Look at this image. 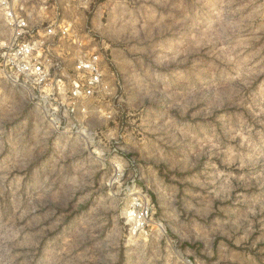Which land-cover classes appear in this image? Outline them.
<instances>
[{
  "label": "clouds",
  "instance_id": "1",
  "mask_svg": "<svg viewBox=\"0 0 264 264\" xmlns=\"http://www.w3.org/2000/svg\"><path fill=\"white\" fill-rule=\"evenodd\" d=\"M226 7L229 25L220 38L243 71L230 74L228 92L221 97L216 91L193 116L203 113L209 119L225 103L246 114L239 117L227 145L215 133L203 138L195 131L186 133L199 143V151L183 161V171L191 174L184 183L199 189L186 209L204 223L173 238L169 224L184 215L177 207L180 187L170 186L151 166L150 179L144 176L148 191L134 182L130 187V164L119 156L89 153L86 160H76L54 140L59 125H45L40 117L29 133L22 117L24 99L10 94L0 81V264H119L122 248L146 250V237L153 233L155 253L141 264H264V0H228ZM199 103L194 96L185 98L183 114ZM16 121L23 125L20 131L5 139L4 125ZM205 155L214 162L201 178ZM109 158L113 171L102 176ZM49 159L54 161L51 171L34 183ZM126 196H132L127 207ZM229 203L238 207L237 213L221 218L218 213ZM134 214L149 231L141 228L139 235L126 236ZM196 242L205 250L198 254L189 248L185 254L184 245Z\"/></svg>",
  "mask_w": 264,
  "mask_h": 264
},
{
  "label": "rangeland",
  "instance_id": "2",
  "mask_svg": "<svg viewBox=\"0 0 264 264\" xmlns=\"http://www.w3.org/2000/svg\"><path fill=\"white\" fill-rule=\"evenodd\" d=\"M227 4L228 0H29L25 7L32 26L47 28L55 20L71 23L77 45L67 40L55 42L65 72L82 54L99 53L104 60L105 96L89 103L87 112L79 114L36 108L33 93L20 86L22 80L11 78L3 54L13 30L0 7V81L10 94L24 99L22 117L28 121L29 133L40 117L45 125H59L54 140L60 150L76 160H86L89 153L124 158L132 173L130 187L134 182L148 191L144 176L150 179L149 166L159 169L170 186L181 189L177 207L184 215L179 223L169 224L173 238L190 231L197 222L204 223L186 209L194 192L199 191L184 183L191 174L183 171V161L199 151L198 141L186 133L195 131L201 138L215 133L227 145L239 117L246 114L240 107L225 103L209 119L203 113L193 116L211 102L216 91L221 97L228 92L230 74L243 71L232 61L228 42L220 38L229 25ZM193 96L200 103L185 115L182 102ZM248 119L254 123L250 116ZM169 120L175 122L169 124ZM22 126L21 121L4 125L5 139L18 134ZM260 127L255 125L257 131ZM161 153L165 156L162 161ZM213 162L209 155L203 157L201 178L212 171ZM53 163L44 161L33 182L50 172ZM112 171L109 158L101 175H111ZM131 199L126 196L123 206L127 207ZM223 207L218 213L221 218L233 217L238 211L232 203ZM149 227L134 214L133 223L124 231L126 236L139 235L141 228L148 232ZM154 236L146 237L150 243L146 250L136 245L122 248L119 264H141L143 258L154 255ZM189 248L198 254L205 250L202 242L185 244V254Z\"/></svg>",
  "mask_w": 264,
  "mask_h": 264
},
{
  "label": "built area",
  "instance_id": "3",
  "mask_svg": "<svg viewBox=\"0 0 264 264\" xmlns=\"http://www.w3.org/2000/svg\"><path fill=\"white\" fill-rule=\"evenodd\" d=\"M28 1L0 0L13 30L3 54L7 72L11 78L22 80L20 86L33 93L38 109L51 113L87 112L89 103L102 100L106 93L104 60L99 53L82 54L65 72L55 42L67 40L77 45L71 23L55 20L47 28L32 26L25 7Z\"/></svg>",
  "mask_w": 264,
  "mask_h": 264
}]
</instances>
